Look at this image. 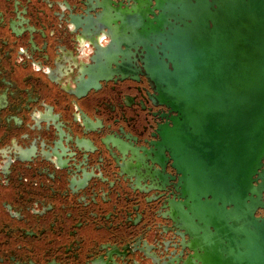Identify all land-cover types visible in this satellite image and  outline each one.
<instances>
[{
    "label": "flooded vegetation",
    "instance_id": "af4514ba",
    "mask_svg": "<svg viewBox=\"0 0 264 264\" xmlns=\"http://www.w3.org/2000/svg\"><path fill=\"white\" fill-rule=\"evenodd\" d=\"M165 3L0 0V264H238L148 66Z\"/></svg>",
    "mask_w": 264,
    "mask_h": 264
},
{
    "label": "water",
    "instance_id": "95a60500",
    "mask_svg": "<svg viewBox=\"0 0 264 264\" xmlns=\"http://www.w3.org/2000/svg\"><path fill=\"white\" fill-rule=\"evenodd\" d=\"M165 4L155 6L160 30L148 66L178 113L181 161L198 197L221 209L210 223L238 226V264H264V216L255 215L263 207L255 182L264 163V0ZM230 231L223 240L231 242ZM229 241L221 252L231 257ZM217 249H208L213 264Z\"/></svg>",
    "mask_w": 264,
    "mask_h": 264
}]
</instances>
